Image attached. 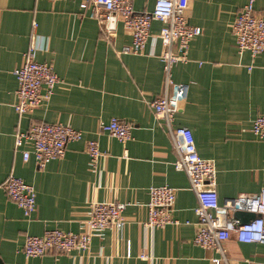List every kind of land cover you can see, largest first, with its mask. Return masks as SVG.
Listing matches in <instances>:
<instances>
[{
    "label": "crops",
    "instance_id": "1",
    "mask_svg": "<svg viewBox=\"0 0 264 264\" xmlns=\"http://www.w3.org/2000/svg\"><path fill=\"white\" fill-rule=\"evenodd\" d=\"M246 1L189 0L188 22L201 33L190 43L188 61L172 69L173 80L188 85L172 125L189 128L198 155L213 162L220 203L264 190V141L251 132L252 121L264 115V52L239 54L230 29ZM80 2L0 0V264H216L219 253L193 243L196 197L185 173L175 169L176 153L151 107L163 85L160 41L149 39L138 55L121 53L131 42L128 32L119 24L115 36L105 38ZM146 8L152 0H135L136 10ZM254 9L264 17V0H255ZM160 28L153 22L150 32ZM33 39L35 60L50 64L61 83L47 104L18 115L13 71ZM112 118L131 127L129 140L120 143L100 132ZM52 123L68 125L82 138L38 169L15 150L14 135ZM89 140L102 153L95 169L85 151ZM9 175L35 190L30 218L1 187ZM162 185L175 189L172 216L178 223L144 226L148 189ZM104 201L126 204L122 229L94 234L87 252L24 255L27 235L48 229L79 233L90 203ZM222 250L219 264H264L262 244L231 236Z\"/></svg>",
    "mask_w": 264,
    "mask_h": 264
},
{
    "label": "built area",
    "instance_id": "2",
    "mask_svg": "<svg viewBox=\"0 0 264 264\" xmlns=\"http://www.w3.org/2000/svg\"><path fill=\"white\" fill-rule=\"evenodd\" d=\"M188 3L189 0H152L151 9L136 10L135 0H81L80 7L89 11V17L97 22L105 38L115 36L117 26L121 24L131 38L130 44L123 46L121 53L138 55L144 51L149 39L160 41L163 85L161 94L151 102V107L164 123L176 153L174 167L185 173L189 189L196 197L193 243L219 253L221 257L214 260L219 264L220 260H224L222 244L231 236L241 243L264 245V190L254 195L227 198L220 203L215 190L216 170L213 162L198 155L189 128L172 125L179 103L186 100L188 95V85L176 83L172 78V69L177 63L188 61L190 43L201 33L200 27L188 22ZM254 3L255 0H247L230 26L237 52H248L252 58L264 52V17L255 12ZM153 22L161 23L156 35L150 32ZM35 49L33 39L24 53L22 63L13 71L17 82L14 109L18 115L47 104L55 87L61 83L50 64L35 60ZM251 68L248 67V70ZM99 130L120 143L131 138V127L116 118L101 123ZM251 132L257 139L264 141V115L252 121ZM81 138L80 131L62 123L34 124L26 131L15 133L14 148L21 153L23 161L33 159L37 168L42 169L49 162L61 159L68 143ZM85 151L91 168L95 169L102 156L97 141H87ZM1 187L6 196L22 210L23 215L30 218L36 209L33 186L9 175ZM148 195L144 226L163 228L178 223L172 216L175 189L166 185L151 186ZM125 206L117 201L90 203L79 233L48 229L40 236L27 235L23 253L26 257H42L51 251L87 252L94 234L124 227ZM235 211L253 213L257 217L240 224L232 216Z\"/></svg>",
    "mask_w": 264,
    "mask_h": 264
},
{
    "label": "water",
    "instance_id": "3",
    "mask_svg": "<svg viewBox=\"0 0 264 264\" xmlns=\"http://www.w3.org/2000/svg\"><path fill=\"white\" fill-rule=\"evenodd\" d=\"M233 218L238 219L240 224H244L249 222L250 220H253L257 215L253 213H247L243 211H235L232 214Z\"/></svg>",
    "mask_w": 264,
    "mask_h": 264
}]
</instances>
